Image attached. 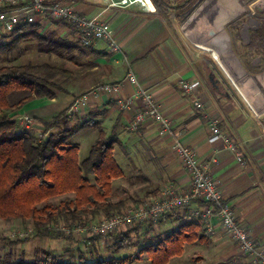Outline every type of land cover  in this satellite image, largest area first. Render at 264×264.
Segmentation results:
<instances>
[{
  "label": "crops",
  "instance_id": "obj_1",
  "mask_svg": "<svg viewBox=\"0 0 264 264\" xmlns=\"http://www.w3.org/2000/svg\"><path fill=\"white\" fill-rule=\"evenodd\" d=\"M47 1L67 3L87 17L98 16L113 30L120 52L111 51L104 40L81 48L72 29L71 32L63 31L53 22L52 26L58 31L57 38L74 46L69 49L65 60L64 92L50 99L34 98L22 107L21 113L29 115L32 120L26 131L41 133L43 124L67 111L74 98L99 85L120 82L131 69L139 85L152 95L161 114L170 120L179 139L196 152L201 165H208V174L222 191L224 202L232 208L238 223L249 232L256 246L264 250V118L243 115L228 93L224 89L220 91L217 78L214 80L209 76L203 80L197 55L179 41L151 3L150 7L139 2L124 8H107L104 0ZM192 81H198V86L190 92L183 91L182 83ZM133 93L134 87L124 83L116 92L103 91L88 96L86 106L76 117L89 123L90 127L80 132H92H86L90 135V142L94 143L98 137L97 125L106 137L115 141L113 156L122 175L111 181L110 201L125 200L127 206L157 196L168 184L182 191L189 189L191 184L172 152V138L161 134L153 120L147 118L135 131L129 129L142 103L135 98L127 109H120L115 99ZM196 101L201 103V108L194 106ZM212 119H217L221 131L240 144L241 163L220 142L208 141ZM212 158L214 163L210 161ZM195 206L201 204L176 209L156 224L140 227L154 244L159 238L187 225L186 231L192 241L185 243L182 253L167 264L174 259L182 264H248L217 219L212 220L214 232L210 234L205 232L203 220L189 219L188 212ZM20 224L16 221L10 228L20 227ZM66 244L65 255L83 252L78 241H66ZM84 246L87 253L89 246ZM89 254L91 258L98 256L95 251Z\"/></svg>",
  "mask_w": 264,
  "mask_h": 264
},
{
  "label": "trees",
  "instance_id": "obj_2",
  "mask_svg": "<svg viewBox=\"0 0 264 264\" xmlns=\"http://www.w3.org/2000/svg\"><path fill=\"white\" fill-rule=\"evenodd\" d=\"M165 1L152 0L156 12L161 2ZM41 29L39 24H26L3 33L1 37L11 38V41L0 43V51L12 50L24 40H36L39 45H44L45 51L61 56L62 52L67 53L74 47L60 38L43 36ZM55 34L54 31L50 32L51 36ZM248 49L250 52L264 54V22L252 33ZM53 72L66 74L65 70L46 65L0 67V219L6 222L31 221L33 239L76 242L74 236L56 228L61 224L71 227L85 224L89 220L96 221V217L101 215L111 217L122 213L128 206L125 200L110 201L111 181L121 176L122 171L113 156L115 141L106 137L98 125V137L87 157L81 161L77 145H72L69 140L90 125L88 122H77L69 126L67 111L43 124L45 133L49 129L57 130L43 139L38 140L26 130L18 128L15 117L25 104L34 98L50 99L64 92L63 87L49 80V74ZM19 93L23 96L11 101ZM60 196H67V199L54 207L48 204L49 200ZM58 221L59 225L54 226L53 223ZM143 225L107 235L113 242L110 247L121 248L124 242L129 243L131 233ZM186 229L187 225H182L164 238H159L156 243L142 246L140 255H146L150 264H167L171 258L182 253L185 243L192 241ZM101 238H87L85 242L94 244ZM72 257L37 249L31 261L18 259L10 263L2 261L0 264H127L130 261L128 257L96 258L87 263L83 253L77 256L75 262Z\"/></svg>",
  "mask_w": 264,
  "mask_h": 264
},
{
  "label": "rangeland",
  "instance_id": "obj_3",
  "mask_svg": "<svg viewBox=\"0 0 264 264\" xmlns=\"http://www.w3.org/2000/svg\"><path fill=\"white\" fill-rule=\"evenodd\" d=\"M206 1L207 0H166L165 2H161L158 12L162 14V17L165 19L166 23L172 29L179 41L187 46L192 54L197 55L196 59L200 63L203 80L206 81L209 76H212V79L214 80L217 78L220 82L218 87L220 88V91L224 89L226 93H228L231 101L234 102L237 107L241 108L240 111L243 115H252L255 118L263 119L264 54L250 52L248 45L251 43L252 33H254L260 27L261 23L264 22V0H222L220 3L218 0L217 4H221V8L220 6H215V9L211 8L207 10L205 14L192 18L193 15L205 5ZM219 9L224 13V17L216 23V21H214V16L216 15L214 14H217L218 12L215 11H219ZM189 21L191 22L188 23ZM54 23L59 25V28L63 31L71 32L72 28L66 23ZM52 25L53 22L47 23L46 27H48H42L40 33L45 37L56 39V35H50L51 31H54L56 34L58 33ZM213 30H216L214 37L216 38L215 40L218 41L217 44H222L226 56L238 70V78L242 81H247L251 90H246L242 85L240 86L234 78H232V75L228 72L229 70L226 69L227 66L223 63V58L214 50H211L208 43L202 44V42L197 39L200 37L201 39L208 40V33ZM2 34L3 33H0V43L11 41V38L3 39L1 37ZM61 54L62 56L53 52L45 51L44 45H39L36 40H24L12 50L6 52L2 50L0 51V67L9 65H46L50 68L64 70L66 66L65 60L69 56V52H62ZM206 65H208V67H206ZM65 79L66 76L58 72L49 74V80L61 87H65ZM20 96L23 95L21 93L15 95L11 98V101ZM252 96H255L256 99L253 100ZM24 114L25 113L18 112L17 115ZM77 122L81 121L78 118H69L68 125L73 126ZM31 124L32 122H30L29 127ZM56 131L57 130L55 129H49L48 132L45 133L43 127L41 134H43V138H45ZM86 132L92 133L88 131H79L69 140L72 145L79 146L78 158L80 161L87 157L91 144H93V141H89L90 135L86 134ZM66 199L67 196L56 197L49 200L48 204L54 207ZM103 218L107 217L102 215L98 216L96 217V221L102 220ZM14 222L16 221L6 222L0 219V262L3 261L10 263L18 259L31 261L35 257L34 250L36 249L46 250L58 256L65 255L63 249L67 244L63 239H33L31 236H28L25 238L27 240L20 242L24 239L11 238V233L16 232L17 230L27 228L33 229L32 222L29 220L25 222L19 221L21 223L20 227L14 229L10 228ZM59 223V221L54 222L53 225L58 226ZM140 224L154 225L156 223L144 222ZM137 225L139 224L132 225L125 229H121V231H116L108 235L125 232L133 229ZM74 238L80 243V250L83 251L82 253L86 256L87 263L96 258L108 259L128 257L130 261L127 264H149L148 260H146V255L141 256L139 250L142 246L153 244L154 242L153 239L148 238L143 228L132 232L129 243L124 242L120 246L121 248L116 249L110 247L113 242L110 240L109 236L101 238L100 241H95L94 245L83 243V241H86L89 237L80 238L74 236ZM84 245L89 246L87 253L85 251L86 249L84 250ZM93 251L97 252L98 256L91 258L89 252L93 253ZM73 253L72 260L75 262L77 261L76 256L78 254L76 251ZM170 264L182 263L174 259Z\"/></svg>",
  "mask_w": 264,
  "mask_h": 264
},
{
  "label": "built area",
  "instance_id": "obj_4",
  "mask_svg": "<svg viewBox=\"0 0 264 264\" xmlns=\"http://www.w3.org/2000/svg\"><path fill=\"white\" fill-rule=\"evenodd\" d=\"M149 1L154 5L152 0ZM139 2L148 6L146 0H104L107 8H124ZM49 22H63L69 25L76 33L78 43L82 47H89L97 40H104L108 43L111 51L120 52V46L114 38L113 30L98 16H84L67 3H51L47 0H0V32L2 33H9L16 27L26 24H39L44 27ZM124 83L133 86L134 93L123 99H115L117 106L120 109H127L135 98L140 99L142 103V107L130 123L129 129L135 131L145 119L149 118L158 125L161 134L172 138V152L188 174L190 187L182 191L175 185L168 184L160 190L157 196L128 206L122 213L102 220H89L85 224H76L71 227L62 224L56 229L80 238L105 237L135 224L157 223L176 209L198 203L201 206H195L188 212L190 220H203L205 232L210 234L214 232L212 220L217 219L223 230L237 244L248 264H264V250L256 246L249 232L238 223L232 208L224 202L222 191L208 174V165H201L196 152L179 139L170 120L161 114L154 98L139 85L131 69L127 70L125 77L120 82L99 85L88 93L74 98L67 109V116L69 118L78 117L87 104L88 96H95L98 92L103 91L116 92ZM197 86L198 81L183 82L181 85L185 92H190ZM194 106L197 109L202 107L198 101L194 103ZM15 120L19 129L27 130L29 128L31 122L29 115H18ZM208 130L210 143L220 142L223 148L234 153L238 162H242L238 151L240 144L221 131L217 119H212L209 122ZM41 133L32 135L40 140L43 138ZM210 161L214 163L215 159L212 158ZM32 233L33 229L27 228L17 230L10 236L15 239H25Z\"/></svg>",
  "mask_w": 264,
  "mask_h": 264
},
{
  "label": "bare ground",
  "instance_id": "obj_5",
  "mask_svg": "<svg viewBox=\"0 0 264 264\" xmlns=\"http://www.w3.org/2000/svg\"><path fill=\"white\" fill-rule=\"evenodd\" d=\"M222 0H219V3L221 2ZM146 2H147V4H148V6L150 7V1L149 0H146ZM218 3V0H207L206 1V3H205V5L201 8V9H199L194 15H193V17L192 18H194V17H197V16H199V15H201V14H205V12L207 11V10H209V9H211V8H214L215 9V6H220V8H221V4H217ZM213 9V10H214ZM217 9V8H216ZM215 12H218L217 14H214V15H216V16H214L213 18H214V21H216V23L218 22V21H220V19H222L223 17H224V13L221 11V9H219V11H215ZM213 16V15H212ZM191 20V19H190ZM191 21H189L188 23H190ZM214 23V22H213ZM215 35H212V38H211V35L208 37V40H206V39H204V40H206V41H204L203 39H201L200 37L199 38H197V39H199L201 42H202V44H209V47H210V49L211 50H214L216 53H218L222 58H223V63L227 66V68L226 69H228L229 71L228 72H230V74L232 75V78H234L237 82H238V84H240V86L242 85L246 90H251L250 88V85H249V83L247 82V81H242L241 79H239L238 77V75H239V73H238V70L234 67V65L230 62V60L228 59V57L226 56V54H225V51H224V48L222 47V44L221 43H219V44H217V42L218 41H216L215 39V37H214ZM194 38H196V37H194ZM200 44V43H199ZM205 46V45H204ZM203 46V47H204ZM208 47V46H207ZM252 93V92H251ZM251 93H250V95H251ZM252 98H253V100L254 99H256V97L255 96H252Z\"/></svg>",
  "mask_w": 264,
  "mask_h": 264
},
{
  "label": "water",
  "instance_id": "obj_6",
  "mask_svg": "<svg viewBox=\"0 0 264 264\" xmlns=\"http://www.w3.org/2000/svg\"><path fill=\"white\" fill-rule=\"evenodd\" d=\"M215 31H216V30H215ZM215 31L213 30V31L209 32L208 35H209V36H210V35H211V36H212V35H215V33H216Z\"/></svg>",
  "mask_w": 264,
  "mask_h": 264
}]
</instances>
